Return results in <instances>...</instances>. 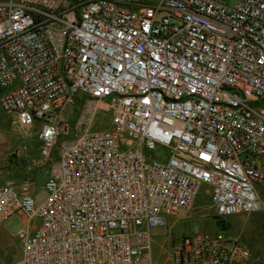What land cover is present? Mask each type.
<instances>
[{
  "label": "built area",
  "instance_id": "obj_1",
  "mask_svg": "<svg viewBox=\"0 0 264 264\" xmlns=\"http://www.w3.org/2000/svg\"><path fill=\"white\" fill-rule=\"evenodd\" d=\"M0 90L49 170L42 200L0 190V223L41 221L13 264H150L203 187L219 223L264 213V0L0 1ZM226 229L177 240L174 264H255Z\"/></svg>",
  "mask_w": 264,
  "mask_h": 264
},
{
  "label": "rangeland",
  "instance_id": "obj_2",
  "mask_svg": "<svg viewBox=\"0 0 264 264\" xmlns=\"http://www.w3.org/2000/svg\"><path fill=\"white\" fill-rule=\"evenodd\" d=\"M6 1V0H0ZM75 4L80 0H72ZM228 7H234L236 0H220ZM80 115V105L70 106L65 117L69 122H77ZM112 114L99 111L94 120L91 132H103L110 128ZM10 117L14 118L12 115ZM34 130L40 129L38 124L34 125ZM147 157L165 160L166 151L157 150L153 153L145 152ZM215 211L213 208L210 188L203 187L196 200L194 208L189 212H182L169 221L164 234L156 235L153 238L151 263L150 264H174L172 251L174 243L183 236L214 235L219 231V226L214 220ZM226 229L228 235L241 236L251 247L255 258H262L264 264V213H257L251 216L237 215L227 218ZM40 219L32 221L40 225ZM24 227L23 221L14 216L5 223H0V235L11 239L9 243L0 237V264H13L22 259V242L18 238V233Z\"/></svg>",
  "mask_w": 264,
  "mask_h": 264
},
{
  "label": "crops",
  "instance_id": "obj_3",
  "mask_svg": "<svg viewBox=\"0 0 264 264\" xmlns=\"http://www.w3.org/2000/svg\"><path fill=\"white\" fill-rule=\"evenodd\" d=\"M39 133L40 129L35 131L34 127L18 126L14 123V118L0 108V190L11 187L20 194L34 196L39 200L44 198L49 170L41 156L42 143ZM16 216L24 225L18 233V238L22 231L34 234L38 224L32 226V221H28L24 215ZM164 230H155L153 235L164 234ZM0 237L5 239L6 243L11 242L6 236ZM255 264H262V258L258 257Z\"/></svg>",
  "mask_w": 264,
  "mask_h": 264
},
{
  "label": "water",
  "instance_id": "obj_4",
  "mask_svg": "<svg viewBox=\"0 0 264 264\" xmlns=\"http://www.w3.org/2000/svg\"><path fill=\"white\" fill-rule=\"evenodd\" d=\"M214 220L219 221L217 217H214ZM223 226V229L226 227V223L224 221L220 222Z\"/></svg>",
  "mask_w": 264,
  "mask_h": 264
},
{
  "label": "trees",
  "instance_id": "obj_5",
  "mask_svg": "<svg viewBox=\"0 0 264 264\" xmlns=\"http://www.w3.org/2000/svg\"><path fill=\"white\" fill-rule=\"evenodd\" d=\"M218 226L219 228H223L222 224L221 223H218Z\"/></svg>",
  "mask_w": 264,
  "mask_h": 264
}]
</instances>
